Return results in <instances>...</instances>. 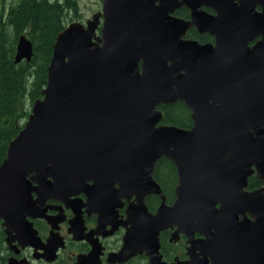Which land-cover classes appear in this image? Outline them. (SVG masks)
Masks as SVG:
<instances>
[{
	"label": "water",
	"instance_id": "water-1",
	"mask_svg": "<svg viewBox=\"0 0 264 264\" xmlns=\"http://www.w3.org/2000/svg\"><path fill=\"white\" fill-rule=\"evenodd\" d=\"M176 5V0H102L83 23L70 21L55 34L41 96L0 163V219L7 234L30 241L34 232L25 217L42 216L51 195L68 199L96 190L107 199L112 190L118 200L134 196L120 222L124 234L117 261L143 253L146 264H162L159 232L175 226L173 235L203 234L198 245L189 238L188 259L179 264H205L211 243L210 233L203 232L209 229L207 204L223 196L230 211L239 196L230 191L234 184L212 181L218 162L243 150L246 176L253 165L264 177V55L257 69L241 72L243 85L229 93L220 87L213 95L206 64L184 63L178 49L180 23L169 15ZM31 54V42L20 35L13 62L28 61ZM177 99L192 109L189 130L159 124L156 107ZM161 156L172 160L178 174L170 205L151 178ZM150 193L160 198L152 213L144 204ZM259 193H247L245 209L253 221L241 224L261 233ZM199 246L198 259L193 251ZM259 257L264 259V251Z\"/></svg>",
	"mask_w": 264,
	"mask_h": 264
},
{
	"label": "flooded vegetation",
	"instance_id": "flooded-vegetation-1",
	"mask_svg": "<svg viewBox=\"0 0 264 264\" xmlns=\"http://www.w3.org/2000/svg\"><path fill=\"white\" fill-rule=\"evenodd\" d=\"M176 2V7L169 15L177 18L180 23L177 45L184 55V63L206 64V69L212 73L209 77L212 86L215 87L213 95L219 93L220 87L226 89L227 93L230 92V88L235 89L238 85H243L245 82L241 72H247L249 67L257 69L259 57L264 55V0H176ZM155 4H158V1H155ZM101 6L102 0H99V9L95 11L100 10ZM99 31L100 23L95 29V34H99ZM178 72L181 73L182 68ZM175 103L178 108H169ZM159 105L160 125L174 126L182 130H189L192 127V109L184 100L177 99ZM166 113L173 118L177 117V125L165 122ZM241 154L243 150L238 157L232 155L224 162H218L217 176L212 180L219 185L234 184L230 191L238 192L239 196L238 202L230 206V211L229 207L227 210L223 196L217 197L213 204H207L206 213L210 216L207 220L209 229L203 232L210 233L211 243L208 248L210 257L206 256L205 264H264V259L259 257V253L264 251L261 241L264 230L260 233L254 226L247 229L241 224L244 223L246 226L248 222L253 221L254 214L246 210L247 193L260 191L261 201L264 199V177L262 174L259 175L262 177L256 175L253 165L250 166L251 173L246 176V161ZM217 157L220 159L221 155L217 154ZM177 176L176 167L169 157L161 156L156 159L151 178L163 193L166 205L172 204L175 198ZM243 178L245 186L241 185ZM87 184H90V181ZM117 187V184H114V188ZM31 197L34 199L35 194L31 193ZM104 198H100L96 190L88 191L87 194L79 192L70 195L68 199L51 195L43 203L45 209L42 216L25 217L34 232H31L33 238L31 236L30 241L26 243L18 241L13 236L14 233L7 234L0 219V245L3 251L0 264H6L9 260L13 264H134L138 258H141L139 264H146L147 257L143 253L121 262L115 258L124 234V226L120 222L125 220V210L127 205L134 201V196H122L118 200L111 190L110 196ZM159 202L160 198L155 193L144 197V204L151 213ZM48 219L51 221H47ZM53 219L56 223L51 224ZM175 229L176 227L172 226L159 232L158 251L162 264H179L186 261L189 238L191 237L193 245H198L203 239V234L197 231L187 234L178 231L173 235ZM247 241L251 243L248 245ZM199 248L200 246L193 251L198 255V259L201 257Z\"/></svg>",
	"mask_w": 264,
	"mask_h": 264
},
{
	"label": "trees",
	"instance_id": "trees-1",
	"mask_svg": "<svg viewBox=\"0 0 264 264\" xmlns=\"http://www.w3.org/2000/svg\"><path fill=\"white\" fill-rule=\"evenodd\" d=\"M77 7V0H16L0 19V163L8 142L23 126L32 102L41 96L55 34L75 18ZM20 35L31 42L32 54L28 61L14 63ZM175 107L178 108L176 103L169 108ZM165 118L166 123H178L177 117L169 113ZM140 259L136 261L140 263Z\"/></svg>",
	"mask_w": 264,
	"mask_h": 264
},
{
	"label": "rangeland",
	"instance_id": "rangeland-1",
	"mask_svg": "<svg viewBox=\"0 0 264 264\" xmlns=\"http://www.w3.org/2000/svg\"><path fill=\"white\" fill-rule=\"evenodd\" d=\"M15 2L16 0H0V19L3 18L8 7ZM77 6L76 16L71 21L84 22L92 12L99 9V0H77ZM134 264H139V262L135 261Z\"/></svg>",
	"mask_w": 264,
	"mask_h": 264
}]
</instances>
